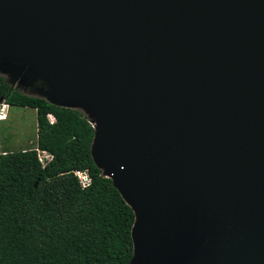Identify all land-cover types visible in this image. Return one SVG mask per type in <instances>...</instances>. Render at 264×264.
Wrapping results in <instances>:
<instances>
[{"label":"water","instance_id":"obj_1","mask_svg":"<svg viewBox=\"0 0 264 264\" xmlns=\"http://www.w3.org/2000/svg\"><path fill=\"white\" fill-rule=\"evenodd\" d=\"M0 62L89 109L129 264H264V0H0Z\"/></svg>","mask_w":264,"mask_h":264},{"label":"trees","instance_id":"obj_2","mask_svg":"<svg viewBox=\"0 0 264 264\" xmlns=\"http://www.w3.org/2000/svg\"><path fill=\"white\" fill-rule=\"evenodd\" d=\"M0 104L37 113L36 146L0 153V264L131 263L136 215L94 161L88 116L2 77ZM38 150L53 156L45 166ZM76 171L89 172L87 188Z\"/></svg>","mask_w":264,"mask_h":264},{"label":"rangeland","instance_id":"obj_3","mask_svg":"<svg viewBox=\"0 0 264 264\" xmlns=\"http://www.w3.org/2000/svg\"><path fill=\"white\" fill-rule=\"evenodd\" d=\"M13 70L8 64L0 62V77L7 80L14 88L24 94L49 100L44 93L43 85L31 75L24 76L25 86L20 81L14 82ZM23 79V82H25ZM84 114H88L87 106H78ZM10 117L6 122L0 123V153L3 151H20L36 146L37 141V113L33 109L12 107L9 109ZM44 157V155H43Z\"/></svg>","mask_w":264,"mask_h":264},{"label":"built area","instance_id":"obj_4","mask_svg":"<svg viewBox=\"0 0 264 264\" xmlns=\"http://www.w3.org/2000/svg\"><path fill=\"white\" fill-rule=\"evenodd\" d=\"M9 106L6 104H0V121L7 119V111ZM49 120L51 124H54L56 122L55 118L53 116H49ZM91 124V123H90ZM92 125V124H91ZM93 126V125H92ZM94 127V126H93ZM38 155L41 163L45 166L47 162H49L53 156L45 151L38 150ZM44 155V157H43ZM75 175L79 179V182L82 186V188H87L91 183V177L88 171H76Z\"/></svg>","mask_w":264,"mask_h":264},{"label":"crops","instance_id":"obj_5","mask_svg":"<svg viewBox=\"0 0 264 264\" xmlns=\"http://www.w3.org/2000/svg\"><path fill=\"white\" fill-rule=\"evenodd\" d=\"M10 107L8 108V111H7V119L6 120H3V121H0L1 122H6L9 120V117H10V111H9Z\"/></svg>","mask_w":264,"mask_h":264}]
</instances>
